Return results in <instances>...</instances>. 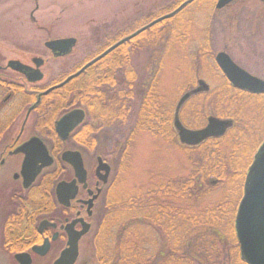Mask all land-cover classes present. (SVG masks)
I'll use <instances>...</instances> for the list:
<instances>
[{"label": "trees", "instance_id": "16d2710c", "mask_svg": "<svg viewBox=\"0 0 264 264\" xmlns=\"http://www.w3.org/2000/svg\"><path fill=\"white\" fill-rule=\"evenodd\" d=\"M181 3L175 2L173 10ZM181 15L179 12L130 43L127 65L122 62L123 48L120 46L79 78L52 92L55 94L50 95L49 105L51 102L55 104L49 108V124L66 112L68 105H72L71 107H83L87 110L81 142L89 141V135L86 140V133L95 131L92 128H96L97 124L103 125L102 128L106 131L117 134L126 130V127L130 128L125 136L120 135L109 153H103L104 157L111 160L114 157L112 163L120 164L121 170L130 157L132 141L140 131L146 130L158 135L168 132L172 135L174 131L172 133L170 129H166V126L170 128L171 123L167 119L166 108L160 105L156 110L154 105L157 103L155 93L158 91L159 81L154 79L141 85L138 77H131L128 72L126 83L123 72L126 66L128 71L131 70V56L145 48L153 50V65L154 61L162 60L163 49L167 44L183 43L188 31L183 29L184 20ZM202 57L204 60L215 59L208 48L199 52L198 65L203 64ZM153 74L155 76L156 72ZM221 76L224 84L202 97L198 95L200 99L195 101L193 108H197L202 118L208 113H213L219 119L232 118L234 127L222 138L209 139L197 147L185 148L197 155L192 159L190 176L161 175L146 189L137 190L127 199H106L101 208L97 206L95 234L92 238L94 257L85 264H246L240 256L234 226H231V237L222 234L220 229L228 225L229 222L225 221L229 210L234 206L237 193L241 195L247 171L264 141V95L239 91ZM125 89L155 93H128L126 101L123 94ZM60 93L65 94L60 97ZM73 95L78 97V101L67 103ZM247 105L256 108L255 114L259 118L251 123L258 128L250 129L245 125L249 122L248 117L240 113ZM224 108L238 109V112L232 116L228 113L233 110ZM261 131L263 134L258 136ZM173 137L176 138L175 133ZM229 138L232 142L224 145ZM92 140L90 147L96 149L99 140L96 136ZM252 141L253 150L250 149ZM248 149L250 156L246 155ZM240 152L242 153L237 158ZM245 156H248L246 160ZM211 177H215V180H211ZM215 182L223 191L224 199L205 207V199L212 194ZM233 210L236 211L237 206Z\"/></svg>", "mask_w": 264, "mask_h": 264}, {"label": "rangeland", "instance_id": "374dc122", "mask_svg": "<svg viewBox=\"0 0 264 264\" xmlns=\"http://www.w3.org/2000/svg\"><path fill=\"white\" fill-rule=\"evenodd\" d=\"M174 5V2L167 0H0V62L5 66L11 60H18L33 66L34 58L43 59L46 62L42 67L45 74L43 84H49L50 87L55 83L58 85L110 44L121 40L127 33L140 27L139 20L143 16L154 15V18H159L168 15L177 9L173 10ZM181 5L182 3L179 7ZM180 12L184 20L183 29L188 31L184 42L167 44L157 67L154 62L151 65L153 50L145 48L131 56L129 64L131 70L128 71L126 66L123 72L124 79L130 72L131 77L132 75L138 77L141 85L154 79L159 81L158 91L155 93L157 99V103L154 104L155 109L157 110L160 105L166 108L167 119L171 122L170 128L166 126V129H170L172 133L174 131L176 138L173 137L174 133L171 135L164 132V135H158L146 130L140 131L132 141L130 157L121 170L120 164L112 163L114 157L111 160L109 157H104V154L109 153L115 141L120 139V135L125 136L130 128L126 127V130L117 134L114 131H106L102 128L103 125L97 124L95 136L99 142L95 149V157L94 153L86 157L87 168L90 169L91 174L95 172L97 159L103 157L113 169L105 187L107 192L98 202L99 208L104 205L106 199L114 200L118 197L127 199L137 190L146 189L161 175L190 176L193 169H191L192 159L197 155L187 151L186 147L180 144L179 135L174 127L175 112L177 110L186 128L194 130L205 128L209 118L219 119V117L208 113L202 118L197 108H193V104L200 99L198 95L202 97L212 89L221 87L225 82L215 60L205 59L207 60L205 61L202 57L204 62L198 65L197 59L202 49L208 48L215 56L220 52H226L237 65L250 74L264 79L262 4L251 2L244 13L236 12L237 15L231 16L227 12L216 11L215 1L201 0L190 2ZM65 38H76L77 44L71 55L56 59L47 50L45 43L49 40ZM154 72L156 74L153 77ZM201 81L209 86V91L202 89L181 104L186 94L201 87ZM129 93H140V91H129ZM255 109L247 105L240 113L248 117L249 122L247 121L245 125L250 129L258 128L251 123L259 118L258 114H255ZM224 110L233 109L224 108ZM237 112L238 109H235L228 114H237ZM220 120L229 123L225 135L222 136L224 137L234 127V120L232 118ZM262 134L263 131L258 136ZM229 142H232L231 138L224 145ZM253 144L254 141L250 144L252 150ZM250 154L248 149L246 155L250 156ZM247 157L245 156V160ZM210 179L215 180V177ZM217 186L218 183L215 182L212 194L205 199V207L224 199L223 191ZM243 194L244 187L241 195L237 193L234 206L229 210L225 223L230 224L220 229L227 237H231V226H234ZM236 206L237 210L234 211ZM94 234L95 229L81 244L80 264L91 262L90 258L94 257L95 249L92 242Z\"/></svg>", "mask_w": 264, "mask_h": 264}, {"label": "flooded vegetation", "instance_id": "af4514ba", "mask_svg": "<svg viewBox=\"0 0 264 264\" xmlns=\"http://www.w3.org/2000/svg\"><path fill=\"white\" fill-rule=\"evenodd\" d=\"M167 1L184 4L190 0ZM197 1L201 0H194L192 3ZM214 1L216 11L227 12L231 16L237 15L236 12L244 13L251 2L262 4L264 10L263 0H233L219 10L217 4L220 0ZM156 19L158 18H154V15L143 16L139 20L140 27L131 33H127L121 40L113 42L102 52L104 53L120 41L147 27ZM155 26L149 27L120 45L123 48L122 62L125 65L128 64L129 44ZM102 52L94 56L92 60L102 55ZM34 59L32 60L33 66L26 62H19L37 69ZM11 61L7 62L5 66L0 62V264H55L62 254L69 249L70 236L83 230L81 222L83 220L84 223L90 225V230L79 241V257L75 264H80L81 244L95 229L96 208L99 200L104 197L106 192L107 184L104 185L97 175L98 160L101 159L110 166V175L113 170L112 165L101 157L97 159L95 172L91 174L90 169L88 170L87 155L90 156L94 153L93 156L95 157V148L90 147V142L95 139V131L86 133V140L89 135V141H86L89 147L86 146V142H81V134L84 131L87 118L70 133L66 140H63L57 133V122L64 115L73 110L82 109L87 117L86 108L68 105L66 112L58 115L49 124V108L55 104L51 102L49 105V99L50 95L55 93L51 92L45 95V92L53 86L43 84L45 74L42 67L46 62L43 60L39 68V71L44 74L43 79L31 81L25 74L10 68L9 63ZM154 65L157 67L159 60L154 61ZM82 68L80 67L79 70ZM221 75H223L222 72ZM127 78L128 73L124 79L126 83ZM128 93L127 89L123 91L126 101ZM140 93L155 92L143 90ZM64 94L60 93V97ZM67 101V103L71 101L76 103L78 97L73 95V98L71 100L69 98ZM34 139L40 140L47 148L50 157L53 159V164L43 168L30 186L26 187L27 179L24 164L27 155L17 151ZM66 152H78L81 155L87 172L86 186L79 184L73 167L63 160ZM73 181H77V194L69 200L67 205L60 203L57 193L58 185L61 182L72 183ZM99 189L102 192L99 198L94 201L92 209H89L88 202L98 194ZM68 196H70V191L67 192ZM44 222L48 224L42 226Z\"/></svg>", "mask_w": 264, "mask_h": 264}, {"label": "water", "instance_id": "95a60500", "mask_svg": "<svg viewBox=\"0 0 264 264\" xmlns=\"http://www.w3.org/2000/svg\"><path fill=\"white\" fill-rule=\"evenodd\" d=\"M192 1L194 0L184 3L176 11L156 19L147 27L137 31L135 34L123 41H120L109 50L105 51L102 55L86 64L81 70L69 76L64 82L48 89L45 92V95L65 87L71 81L80 77L95 63L105 58L123 42L136 37L149 27L155 26L172 18ZM232 1L233 0H220L217 4V9H222ZM76 44L77 40L75 38H65L48 41L45 43V47L51 51L55 58H62L71 54ZM215 61L234 88L252 93L254 95H264V79H260L249 74L246 70L238 66L226 52L218 53L215 57ZM34 63L36 64L37 69L25 66L19 61H11L9 66L13 70L25 74L31 81H40L44 77V74L39 71L43 60L35 58ZM200 85L201 87L199 89L186 94L182 99L181 104H183L191 96L198 94L202 89L206 91L209 90V86L203 81L200 82ZM85 118L86 114L82 109L73 110L64 115L56 125L58 135L63 140H66L70 133L84 122ZM228 125L229 123L224 122L223 120L209 118L208 124L205 128L199 130L188 129L181 123L178 112H176L174 122L175 129L179 135L180 143L189 147L198 146L211 138L222 137L225 135ZM17 152L25 153L27 155L24 164L25 177L27 179L25 183L26 187L30 186L43 168L53 164V159L50 157L47 148L38 139L32 140L29 144L23 146ZM63 160L73 167L76 178L79 180V184L86 186L87 172L81 155L78 152H66L63 156ZM98 163L99 166L97 168V175L100 181L105 185L108 182L111 168L101 159L98 160ZM68 191H70V196L67 197ZM77 191V181H73L72 183L61 182L57 188L60 203L67 205L69 200L75 197ZM101 192L102 190L99 189L98 194L88 202L89 209H92L94 201L99 198ZM81 222L83 224V230L80 233L70 236L69 249L62 254L60 259L55 264L76 263L79 257V241L90 230V225L84 223L83 220H81ZM47 224V222H44L42 226ZM235 233L242 261L246 264H264V143L255 155L253 163L246 176L243 198L239 204L235 218Z\"/></svg>", "mask_w": 264, "mask_h": 264}, {"label": "bare ground", "instance_id": "6f19581e", "mask_svg": "<svg viewBox=\"0 0 264 264\" xmlns=\"http://www.w3.org/2000/svg\"><path fill=\"white\" fill-rule=\"evenodd\" d=\"M57 40V39H56ZM49 41H51V40H49ZM48 42V41H47Z\"/></svg>", "mask_w": 264, "mask_h": 264}]
</instances>
